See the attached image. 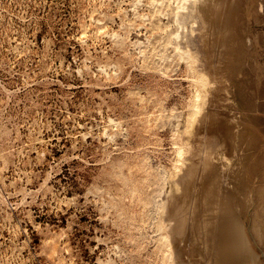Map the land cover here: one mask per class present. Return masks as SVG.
<instances>
[{
  "label": "rangeland",
  "instance_id": "rangeland-1",
  "mask_svg": "<svg viewBox=\"0 0 264 264\" xmlns=\"http://www.w3.org/2000/svg\"><path fill=\"white\" fill-rule=\"evenodd\" d=\"M183 1L0 0V264L188 257L164 220L182 193L173 181L204 96L189 47H179L192 38V21H175ZM242 1L245 43L255 42L246 75L225 76L211 61L239 127L234 145L248 120L259 129L240 152L258 157L264 186V0ZM237 158L219 149L214 161L232 173L244 164ZM254 239L264 264V241Z\"/></svg>",
  "mask_w": 264,
  "mask_h": 264
},
{
  "label": "bare ground",
  "instance_id": "bare-ground-1",
  "mask_svg": "<svg viewBox=\"0 0 264 264\" xmlns=\"http://www.w3.org/2000/svg\"><path fill=\"white\" fill-rule=\"evenodd\" d=\"M243 4L242 0H189L183 11H176L177 24H187V21L193 23L190 28L192 38L187 35L191 41L186 39V43L178 44L179 47L187 45L184 50L189 47L188 51L182 53L191 59L193 69L195 68L197 73V82L204 94L201 101L202 96L197 95V102L193 105L192 129L187 146L190 149L184 162L182 161L184 170L182 169L173 181L174 187L181 188L182 193L177 197L179 202L175 212L163 218L169 227L168 233L175 237L174 242L181 241L186 244L183 252L188 256L186 259H189V264L263 262L254 242L255 236L259 242L264 241V186L256 180L257 176L255 177L259 159L254 153L247 158L246 153L243 155L240 152H244L255 139L257 140L259 129L253 121L248 120L247 124H252L251 129L243 127L240 130V143L237 147L234 145L233 140L239 127L235 124L232 114L227 109L223 110L229 105L226 106V102L219 100V80L213 73L211 61L213 58L218 60V69L225 76L236 74V77L240 78L246 75L243 71L247 61L244 56L247 45H255V42L249 37L250 41L245 43V35L240 27L245 10ZM239 119L241 124L246 126L244 118ZM248 130L252 136L250 140ZM219 149L226 154L236 155L239 162L244 164L237 167L239 169L236 172H227L214 161ZM171 243L170 240L169 244ZM174 251L173 254L176 253V257L181 259L177 264H186V259L181 257L184 254Z\"/></svg>",
  "mask_w": 264,
  "mask_h": 264
}]
</instances>
